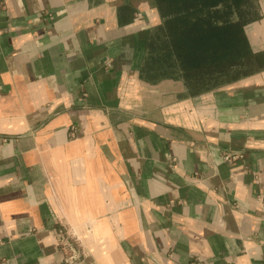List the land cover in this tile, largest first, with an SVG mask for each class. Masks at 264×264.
<instances>
[{"label": "crops", "instance_id": "crops-1", "mask_svg": "<svg viewBox=\"0 0 264 264\" xmlns=\"http://www.w3.org/2000/svg\"><path fill=\"white\" fill-rule=\"evenodd\" d=\"M163 25L155 0H0V264H60V228L86 264H264V65L192 90Z\"/></svg>", "mask_w": 264, "mask_h": 264}, {"label": "trees", "instance_id": "trees-1", "mask_svg": "<svg viewBox=\"0 0 264 264\" xmlns=\"http://www.w3.org/2000/svg\"><path fill=\"white\" fill-rule=\"evenodd\" d=\"M164 25L150 46L164 72L181 71L192 90L264 65L244 31L253 0H155ZM166 74V73H165Z\"/></svg>", "mask_w": 264, "mask_h": 264}, {"label": "built area", "instance_id": "built-area-1", "mask_svg": "<svg viewBox=\"0 0 264 264\" xmlns=\"http://www.w3.org/2000/svg\"><path fill=\"white\" fill-rule=\"evenodd\" d=\"M240 152L225 151L223 159L226 162H233L241 159ZM55 245L60 256V264H86V253L84 247L76 234L66 228L58 229L55 234Z\"/></svg>", "mask_w": 264, "mask_h": 264}]
</instances>
